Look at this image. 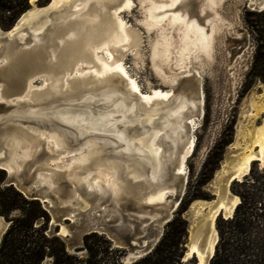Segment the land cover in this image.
Here are the masks:
<instances>
[{"label": "bare ground", "instance_id": "1", "mask_svg": "<svg viewBox=\"0 0 264 264\" xmlns=\"http://www.w3.org/2000/svg\"><path fill=\"white\" fill-rule=\"evenodd\" d=\"M196 1L194 8L191 0H51L45 7L34 5L23 14L15 28L9 30L8 39L4 40L0 36L1 65L16 67L22 59L31 57L33 53L37 56L46 53L48 55L49 63L45 65L46 69L38 74L42 79L38 88L46 90L40 94L32 92L31 78L27 91L21 96L22 99L42 102L46 98L61 95L60 90H69L71 96H74L69 102H75L74 89L80 91L88 87H98L105 83L101 79L110 75L128 79L124 87L128 94L107 83L103 90H100V95L90 91L84 92L79 100L82 104L79 110H72L73 106H68L60 108V111L58 108L50 115H41L45 119L56 118L75 127L77 137L92 132L110 134L117 140H109L114 147H109L108 141L98 137L86 138L77 148H73L61 130H31L45 138L47 148L52 154L47 158L49 166L67 171H84L85 175L81 180L90 189L103 193L112 192L111 178L122 173L131 179L139 180V189L149 190L144 196L147 202L163 204L171 201L172 204L169 203L166 209H161L164 214L161 222L171 218V205L177 206L179 203V199L169 200L170 194L175 195V185H168L174 184L176 179L173 178L176 177L170 180L167 178L170 174L167 164L175 157L174 151L183 145L176 172L184 174L181 185L184 193L188 180L186 161L194 148L193 132L197 118L187 120L201 115L204 97L202 95L199 100L181 93L171 97L173 91L150 92L149 84L148 90L145 88L146 90L142 91L143 84L136 76L137 69L141 66L137 60L142 58L139 50L143 43L142 38L155 34L149 42V61L153 72L163 83L173 88L187 72L194 70L200 74V71L195 69L197 66L204 68L213 60L216 38L223 31L225 22L217 10L220 0H205L200 8L198 3L201 0ZM132 3L136 4L142 14L136 23H129L120 13ZM252 4L264 7V0H253ZM177 8H182V13L176 11ZM212 15L213 18L202 21ZM15 38L22 44L14 41ZM130 53L134 55L135 61L131 70H128L129 65L125 66L123 60L124 56ZM64 61L74 63L72 72L65 67ZM68 77L72 79L69 81ZM1 89L2 82L0 99L5 100ZM133 91L138 92L140 97L135 96ZM99 102L108 105L97 106L96 103ZM262 108L264 109V105ZM23 114V111L18 110L0 112V120L3 117ZM138 125L141 126L139 130L136 128ZM247 134L250 142L246 149L232 161L230 169L223 168L221 176L217 175V181L221 182L220 185L216 182L221 188L218 190L217 201L209 204L198 200L192 205L196 217L191 228V241L186 256L198 257L199 264H208L216 250L219 238L215 223L217 216L224 213L226 218L232 217L240 203V198L231 193V182L241 180L247 175L252 161L258 160L264 166V122ZM8 140L9 156L4 166L12 172L17 167L15 150L25 147L22 156H19L22 159L23 156L31 154L30 148H33L35 140L23 132L10 134ZM3 151L1 150L0 155ZM101 175L109 177L106 178L107 182L105 181L107 186L101 184ZM37 177H42V174ZM36 183H39V180ZM17 184L25 191L31 189L29 186ZM34 193H39L48 207L55 203L48 194ZM208 204V212L202 213ZM2 225L0 216V236L4 230ZM62 232L65 233L66 230L63 229ZM133 243L137 244L136 241ZM141 246L143 248L147 243L142 241ZM136 252L140 250L137 249Z\"/></svg>", "mask_w": 264, "mask_h": 264}, {"label": "rangeland", "instance_id": "2", "mask_svg": "<svg viewBox=\"0 0 264 264\" xmlns=\"http://www.w3.org/2000/svg\"><path fill=\"white\" fill-rule=\"evenodd\" d=\"M49 1L0 0V29L9 31L34 5L42 8L47 6ZM204 1L201 0L198 3L199 8ZM252 3L253 0L219 1L217 10L223 17L225 25L223 31L217 35L213 60L204 68L197 66L195 69L200 71L199 83L204 97L201 104L202 113L187 120L197 118L193 132L195 144L186 161L188 180L185 193L174 215L170 218L171 220L177 215L183 221L186 230L181 264H198L197 257L194 255L184 261L189 249L188 244L191 241V228H193L196 217L194 210L191 209L193 203L201 200L213 204L217 201L218 190L221 189L219 186L221 182H218L217 178L223 173L221 170L231 168L232 161L239 157L250 142L247 132L253 131L254 127L264 122V109L262 108L264 80L260 77L249 76L256 61L260 67L264 66V7ZM176 11L182 13L183 10L177 8ZM124 12V17L129 23H136L137 18L142 17L134 3ZM194 16L197 17V15ZM211 18L213 15L205 17L202 21ZM151 36L146 37V45L145 38H142L143 43L139 48L142 58L137 60L141 66L137 69L136 76L140 83L149 84L150 92L165 93L173 91L175 87L176 94L192 93L196 88L195 79H181L172 88L169 84L163 83L153 72L149 61ZM123 61L125 66L130 63L134 64V55L131 58L125 55ZM163 85L167 87L162 89ZM30 149H32L31 154L23 156L20 160L17 158L22 156L25 147L15 150L14 159L17 161V167L12 173L0 169V188L3 189L10 202L18 204L22 202L16 191L28 198H34L32 195L34 192L48 194L55 203L52 207H48L41 201L50 215L46 232L50 236L56 235L64 240L66 249L70 253L85 259L87 250L84 247V238L93 233L103 238V240L93 238L100 242V248L104 249L107 246L105 239L110 242V249L119 250V252L108 253L109 260L116 262L115 264H132L156 246L170 221L161 222L164 215L161 209H166L171 201L163 204L147 202L144 196L149 190L139 189V180L131 179L130 176L122 173V175L119 174L120 176L116 175L115 178H111V184L114 186L111 188L112 192L95 191L96 189H90L81 180V177L85 175L84 171L75 169L58 174L53 165L48 167L50 163L46 158L37 161L38 155L34 153L35 148ZM41 152L43 151L40 149ZM229 163H231L230 166ZM38 174H42V177H37ZM107 177L102 176L100 179L104 186H107ZM37 180L39 183H36ZM238 181H245V183L239 186ZM17 183L24 187L29 186L31 189L25 191ZM261 188H264V166L258 160L252 161L247 175L241 180H233L230 185L231 193L238 196L240 202L242 200L240 192L244 195L248 192L259 195ZM171 198L176 200L177 196L174 195V198L169 196V200H172ZM209 204L202 213L208 212ZM18 214V209H12L7 214H3L0 206L2 229L4 228L0 236V244L4 233L10 226L9 219ZM199 216H201L200 213ZM221 216L226 218L223 213L216 218L215 223L219 235L217 244L221 239ZM40 224L41 222L37 223V225ZM177 226L179 227L177 231L181 230L179 222ZM63 229L66 230L65 233L62 232ZM133 241L137 243L136 248L139 250L141 248L140 252L143 256L133 255L134 251L130 248L134 244ZM142 241L147 243V246L142 248ZM219 249L221 253V241ZM211 259L209 264H211ZM219 260L221 264V259ZM43 264H52V258L47 256Z\"/></svg>", "mask_w": 264, "mask_h": 264}, {"label": "trees", "instance_id": "3", "mask_svg": "<svg viewBox=\"0 0 264 264\" xmlns=\"http://www.w3.org/2000/svg\"><path fill=\"white\" fill-rule=\"evenodd\" d=\"M249 76L264 80V66L260 67L256 61ZM244 183L245 181L237 182L239 186H243ZM261 189L259 195L251 192L244 195L240 192L242 200L235 208L233 216L229 218L221 216V253L219 241L211 264H220L219 259L221 264H264V188ZM16 193L22 204L10 202L0 188L1 212L7 214L9 210H19L18 215L9 219L10 226L3 235L0 244V264H43L47 256L52 258V264L116 263L109 260L108 253L119 250L110 249V242L105 239L107 246L104 249L100 248V242L93 238L102 240L103 238L96 233L86 235L84 238V247L87 250L85 259L70 253L64 240L56 235L47 234L50 215L42 202L39 199L25 197L21 192ZM38 222L41 224L37 225ZM178 222L181 230L177 231ZM182 222L177 215L171 219L156 246L132 264H181L186 235ZM119 257L120 254L118 259Z\"/></svg>", "mask_w": 264, "mask_h": 264}, {"label": "water", "instance_id": "4", "mask_svg": "<svg viewBox=\"0 0 264 264\" xmlns=\"http://www.w3.org/2000/svg\"><path fill=\"white\" fill-rule=\"evenodd\" d=\"M49 2H51V0ZM191 4H192V6H194V8H196L197 1L191 0ZM109 11H111V7H109ZM195 12H196V10H195ZM120 13H123V16H125V12H120ZM19 20L17 21V23L19 22ZM15 25L10 30L14 29ZM8 32L9 31H3L2 29H0L1 38L4 40L8 39L9 38ZM145 37L146 36H144V38ZM14 41H16L19 44H22V42H19V40L17 38H15ZM127 57L131 58L132 54L131 53L128 54ZM47 63H49L47 53L43 54L41 56H37L36 54L33 53L31 55V57L29 56L27 59H22L16 67L6 66V65L0 64V82H2V89H1L2 94L1 95L3 98H5V100L0 99V111L1 112H4V111L8 112L11 110H13V111L18 110L20 112L23 111V113H25L21 116L15 115L13 117H3L0 120V153H1V150H4L3 154L0 155V169H2V170L8 171V168H6L4 166L5 165L4 163L6 162V159L9 156L8 155L9 154L8 153L9 152V146L7 144L10 143L8 140V137L12 133L14 134V133H18V132H23V133L27 134L29 137L34 138L35 143L33 145V148H38L37 150H34V153H37V155H38L37 161H40L43 158L47 159L49 156H52V154L50 153V150H48V148H47V145H46L47 142H46L45 138L41 137L39 133L32 131L35 129L38 132L40 130H47L48 132L53 131L54 129L55 130H61L67 136L68 141L70 142V146L73 148H77L80 144H82L84 142V140L86 138H98L99 137L102 140L105 139L106 141H108L109 147H111V148L114 147V145L109 140L115 141V142L117 141L114 138V136H112L110 134H103V133H93L92 132V133H86L82 137H77V130L75 127L68 125L64 122H61L60 120H58L56 118L45 119L41 115H43V114H49L50 115L53 113V111L56 112L58 108H59L58 111H60V108H64V107H68V106H73L72 110H75L78 108L80 109L82 104L80 103L79 100H81L84 92L87 93L88 91H90V92L97 93L98 95H100L101 94L100 90H103V88L106 86L107 83L113 84V86L117 87L120 90H124V93L126 94L128 91L125 90L124 87H125V85L127 83L126 81H128V79L126 77H123V76L110 75L108 77H104L103 79H101L102 81H105V83L98 85V87L96 86V87L91 88V89L88 87V88H84L83 90H80V91H79V89L78 90L74 89L73 91L75 92V95H76L75 102H73V101L69 102V100L74 99V96H71V92L69 90H63V91L60 90L62 93H65L67 91H69V92L67 94L61 93V95L46 98L42 102H39V101L32 102V101H28L27 99H22L21 96L27 91V89L30 85L31 78H32V85H33L32 86L33 87L32 92H35V94H40L41 92H44L46 90L44 88L43 89L38 88V86L42 83V79L40 78V75H38V74L42 73V71H44L46 69L45 65H47ZM64 64H65V67H67V69L69 70V72H72V69L74 67V63H68V62L64 61ZM131 65L132 64L130 63L129 66L127 67L128 70H131ZM186 78L195 79L196 88L192 93H188V94L184 93V92H180V93L186 94L188 97L197 98L200 100L202 98V90H201L200 83H199L200 82V79H199L200 74L197 73L196 71H191L189 74H185V75L181 76L179 81L181 79H186ZM71 79H72V77L71 78L68 77L69 81ZM138 81L140 82V80H138ZM142 84L143 85L141 87V90L144 91L145 88H147V84H145V83H142ZM166 87L167 86L163 85L161 88L165 89ZM175 94H176V88L174 87L171 97H173V95H175ZM130 95H132V94H130ZM134 95L137 97H140V94H138V92H134ZM174 99L175 98H173V102H174ZM173 102L171 101V103H173ZM96 105L103 107L105 105H108V103L105 104L103 102H99V103H96ZM61 110L63 111L64 109H61ZM188 123H190V122H187V124ZM136 128L139 130V129H141V126L138 125V126H136ZM186 130L188 131V128ZM121 145H122V143L119 144V146H121ZM182 146L183 145H180L178 147V149L176 151H174L175 157L173 158V160L171 162H169L167 164V170L170 173L167 176V178L170 180V178L172 179L174 176L176 177V178H173V179H176V182L174 184L171 183L168 186L172 187L173 185H175V195L177 196L176 200L179 199V203H180V200L182 199V196L185 193V192L184 193L182 192V186H181L182 182L184 180V174L181 172H176V167H177L178 159H179L178 157H179L180 152L182 150ZM40 149L43 152L40 153ZM20 159H21V157L17 158V160H20ZM47 162H48V160H47ZM12 166H13V164H12ZM50 166L48 165V167H50ZM55 171H58L57 173L61 174V173H65L67 170L55 169ZM12 172H10V173H12ZM11 183H15V181H11ZM169 196L174 198V195H172V194H170ZM33 197L35 199H39L40 201L45 203L44 200H42V196L39 195V193L38 194L34 193ZM178 204H177V206L175 204L171 205L172 206L171 216L174 215V212L177 209ZM224 216H225V214H224ZM136 247H137L136 244H132V246H130V248L135 252L134 255H136L138 257L143 256L141 252H136V250L138 249ZM140 250H141V248H140ZM186 255H187V253H186ZM188 258L189 257L186 256L184 261H186ZM197 260H198V257H197ZM209 263L210 262L208 261V264ZM198 264H199V260H198Z\"/></svg>", "mask_w": 264, "mask_h": 264}]
</instances>
